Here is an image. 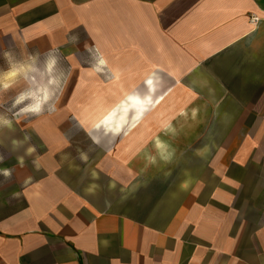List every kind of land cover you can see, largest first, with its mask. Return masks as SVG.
<instances>
[{
	"label": "crops",
	"instance_id": "crops-1",
	"mask_svg": "<svg viewBox=\"0 0 264 264\" xmlns=\"http://www.w3.org/2000/svg\"><path fill=\"white\" fill-rule=\"evenodd\" d=\"M0 44L17 55L95 58L90 69L78 64L62 91L79 120L84 108L115 105L116 93L135 98L122 117L96 128L82 123L95 144L121 136L142 149L151 126L169 132L163 114L196 92L231 125L213 185L205 180L182 194L178 180L162 181L175 193L151 218L146 207L133 216L126 196L117 210L116 199L89 182L92 169L74 179L71 164L65 177L58 153L27 161L30 139L68 149L65 134L46 126L30 138L0 133L8 151L0 165V264H264V0H0ZM31 70L18 84L34 83ZM181 90L184 98H175ZM61 106L41 123H60ZM154 138V156H162L157 141L167 142ZM164 154L172 160L168 146Z\"/></svg>",
	"mask_w": 264,
	"mask_h": 264
},
{
	"label": "rangeland",
	"instance_id": "rangeland-1",
	"mask_svg": "<svg viewBox=\"0 0 264 264\" xmlns=\"http://www.w3.org/2000/svg\"><path fill=\"white\" fill-rule=\"evenodd\" d=\"M6 52L7 56H5ZM0 55L8 58L0 59V72H3L0 75V83L2 82V85L0 84V133L20 131L21 134H26L30 138L31 134L38 133L46 126L68 137V149H64L65 145H44L41 140L30 139L35 152L30 159H27L28 162L32 161V164L39 165L44 155L52 158L53 153H58L54 157L61 164L60 168H64L66 173L65 169L69 167L71 169V164L78 167L79 171L71 173L72 178L79 180L85 175L83 170L92 169L95 176L91 173L94 177L88 179L89 182L99 184L103 194H108L109 200L116 199L115 208L119 211L124 209L122 201L125 196L126 199H131V206L128 205L131 211H128L137 217L140 216L141 208L149 209L151 218V216L154 217L157 207L166 206L164 203L175 193V190L173 192L172 188L162 187V181L178 180L181 184L190 181L189 185L193 186L209 180L207 183L211 182L213 185L215 176L211 171L217 168L215 160L221 150L226 147L221 137L231 125L223 122L221 108L203 107L202 93H195V101L194 96L191 99L189 96L186 97L181 103L182 107L177 106L173 113L168 111L165 115L163 114V117L172 121V128L169 132L163 131L158 125L157 127L151 126L142 143L143 152L147 151L154 157L153 160H149L144 156L142 149L138 150V142L132 143L130 148V144L121 136L105 139L99 145L95 144L88 135L89 131L82 125L81 117L79 120L77 115L79 110L75 111V108H70V112H67L64 107L66 98L61 95L64 94L62 91L70 74L76 71L78 64L82 69L92 68L95 58L92 59L91 55H88L89 59H86V55H73L72 60L66 59L63 55H17L12 45L4 44H0ZM50 61H54L51 66ZM28 68L32 69L34 83H28L26 86L18 84L23 77L22 71H27ZM12 72H15L14 76L10 75ZM103 78L101 75L100 79L103 80ZM49 83L52 86H48ZM168 86L171 88L173 85ZM182 87L180 85V89ZM176 88L177 85L174 89ZM184 93L181 90L173 94L179 99L184 98ZM45 95L48 97L47 104L41 107L39 112L31 111L33 105L45 103ZM58 104L62 105L61 122L51 125L41 123L43 117L57 115L56 106ZM25 109H29L27 111L31 113H27ZM84 109L81 111V116ZM181 109L185 111L178 113ZM66 114L69 117L64 119ZM178 116L184 117L179 119ZM155 136L167 142L168 148L173 153L171 161H165L160 155L154 156L157 153L154 143ZM62 148L64 150L59 154ZM7 153L6 146H0V165L5 162L3 156ZM81 153L87 156L86 161L81 159ZM71 173L67 172L64 176L70 175L71 177ZM210 175L212 180L209 178ZM108 186H110L109 189ZM80 187L81 185L78 188ZM180 190L183 194V190ZM195 190L199 189L195 188ZM21 205L24 204L21 203Z\"/></svg>",
	"mask_w": 264,
	"mask_h": 264
},
{
	"label": "bare ground",
	"instance_id": "bare-ground-1",
	"mask_svg": "<svg viewBox=\"0 0 264 264\" xmlns=\"http://www.w3.org/2000/svg\"><path fill=\"white\" fill-rule=\"evenodd\" d=\"M116 102L115 105H103L102 103H97V105L87 108L83 112V116L81 121L84 125L92 126V127H99L103 124L111 122L116 117L124 116V112L127 109V101L131 100L132 97L122 91V93H116ZM133 98L132 100H134ZM138 99V98H136ZM170 99V98H169ZM167 98L161 99L159 102L166 108L167 105ZM175 103L171 104L168 108L170 110L175 109ZM167 109V108H166ZM160 112V108L158 109V113ZM184 112V111H180ZM164 129L169 127V123H164L162 125ZM138 127H142V123L138 124ZM129 138L126 139L128 141Z\"/></svg>",
	"mask_w": 264,
	"mask_h": 264
},
{
	"label": "clouds",
	"instance_id": "clouds-1",
	"mask_svg": "<svg viewBox=\"0 0 264 264\" xmlns=\"http://www.w3.org/2000/svg\"><path fill=\"white\" fill-rule=\"evenodd\" d=\"M86 47H87V45H86ZM7 55H8V53L6 52V53H5V56H7ZM51 63H54V61H50V66H51ZM101 63H103V61H101ZM10 75H13V76H14V75H15V72L10 73ZM5 87H7V85H5ZM22 98H23V97L21 96V99H22ZM44 99H45V100L48 99L47 95L44 96ZM27 110H29V109H25V111H27ZM30 110L33 111V112H39V111H40V105H39V103H37L35 106H33ZM5 123H8V122L5 121ZM120 131H121V129H120L119 127H117V128L114 130L115 133H119ZM156 146H157V148H159V149L161 150V155H162V157H163L165 160L169 159V156L164 154L165 151H166V147H167V146H166L165 144L159 142V141H157V145H156ZM29 151H32V149H29ZM81 159L86 161V160H87V156H86L84 153H81ZM4 174H5V175H8V171H7V170H4ZM93 175L95 176V173H93ZM189 183H190V181H185V182H183V183L180 185L181 189L184 190V191H187V189H188V187H189ZM94 187H95V185H92L90 188L87 189V191L91 192V191H92V188H94ZM13 195L15 196V195H17V194H16V193H13Z\"/></svg>",
	"mask_w": 264,
	"mask_h": 264
}]
</instances>
